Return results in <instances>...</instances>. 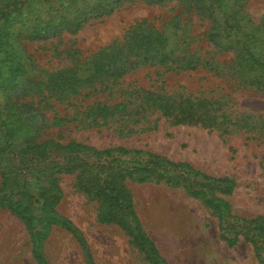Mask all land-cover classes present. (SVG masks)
<instances>
[{
    "label": "rangeland",
    "instance_id": "obj_1",
    "mask_svg": "<svg viewBox=\"0 0 264 264\" xmlns=\"http://www.w3.org/2000/svg\"><path fill=\"white\" fill-rule=\"evenodd\" d=\"M112 1L0 0V17L1 6L9 13L8 20L0 19V142L3 122L22 111L44 124L29 142L0 150V264H38L34 236L48 264H89V257L95 264H150L133 237L98 220L101 203L91 190L98 180L103 184L114 175L148 168L162 182L126 178L123 184L142 230L167 264H264V225L259 226L264 223V91L241 85L233 75L234 50L208 42L216 24L204 13L202 0ZM217 3L258 28L246 40L264 55V0ZM106 5L114 7L107 15L101 10ZM134 29L162 35L174 52L173 63L140 65L110 89L86 88L69 102L45 90L49 76L58 72L74 69L86 77L93 56L112 45L122 47ZM193 62L212 63L218 71L185 69ZM26 82L33 85L24 93ZM138 90L205 98L235 119L251 116L254 123L251 132L223 134L200 124L174 125L158 110H140L145 115L116 114L91 126L88 107L126 102L131 110L146 96H138ZM70 144L81 148L74 153L59 148ZM153 155L160 157L157 166ZM223 181L233 184L230 193ZM188 188L203 190L205 197L190 195ZM56 197L49 212L44 204ZM205 199L228 209H212ZM13 205H25L33 221ZM54 218L69 221L73 230ZM223 231L234 245L222 238Z\"/></svg>",
    "mask_w": 264,
    "mask_h": 264
},
{
    "label": "trees",
    "instance_id": "obj_2",
    "mask_svg": "<svg viewBox=\"0 0 264 264\" xmlns=\"http://www.w3.org/2000/svg\"><path fill=\"white\" fill-rule=\"evenodd\" d=\"M122 1L123 0H113L112 2L118 5ZM202 2L204 4L202 8H205L204 13L216 24L208 35V42L212 43L216 49L234 50L237 54V59L231 68L233 75L240 80L241 85L257 87L264 91V55L262 52L258 53L255 49L250 47L249 44H251V42L246 40L250 38L258 28L252 27L251 25H253V23H251V21H246L244 15H240L233 10L226 11L222 9V11L217 5L218 0H202ZM1 7L3 14L0 19L8 20V11L3 9V6ZM101 10L103 14L107 15L114 10V7L109 8L106 5L102 6ZM249 23L251 25H249ZM58 27H62L63 29L64 24L61 23ZM248 29L250 31H247ZM226 39H228V42H222ZM123 42L124 44L122 47L112 45L100 50L93 56L90 60V73L86 77H79L77 71L74 69L58 72L49 76L45 90L58 101L69 102L77 95H80L86 88L100 85L101 87H105V89H110L112 86H109V84L116 83L140 65L153 64L167 66L168 62L174 60L171 58L174 52L168 48L166 39L162 35L153 33L149 30H131L125 34ZM204 67L218 71V67L209 62L201 64L198 62L189 63L185 69L195 71ZM31 85H33L31 82L25 83L24 93L30 90ZM37 86L43 87L41 84H37ZM143 92H146V96H141ZM136 93L138 96H141L140 104L135 105L131 110L128 109L129 104L126 102H121L113 106H108L107 104L101 106L100 104L102 103H95L88 107L85 114L93 118L91 126L99 125L103 120L113 118L116 114L122 116L123 119L126 117L130 119L133 116L141 114L145 115V113H139L140 110L144 112L158 110L163 117L169 118L174 125L200 124L202 127L218 130L223 134H232L242 130L251 132L254 123H251V116L235 119L232 113L221 111L222 105H218L216 108L215 104L217 103L205 98L184 97L175 94L161 95L154 91L145 90H138ZM24 106L27 107V105ZM91 112L94 113L92 114ZM25 114V111H22L17 117L3 122V126H1V151L15 149L23 139L29 142V139L44 127L43 123L40 124L33 121V119L37 117L33 115V112L28 113L26 116ZM59 148L72 150V153H74L75 150L81 147L79 144H70L66 147L59 146ZM153 159L157 161L154 165L157 166L160 164V157L153 155ZM182 167L186 169L189 166L183 165ZM79 168L82 167L79 166ZM73 170L74 169L70 171ZM138 172L139 170L133 169L127 171V173L114 175L110 181H106L103 184L100 183V180L93 183V188L91 190L94 192L92 193L91 190L90 192L101 203L98 220L103 224H116L128 235L133 237L135 245L146 254L150 264H167L160 256L155 243L142 230L140 221L133 209L131 193H129L123 184L126 178L133 179L139 183L151 182L153 180L160 183L163 177L152 168L145 169L141 171L142 173ZM194 174L196 176L198 175L197 172H194ZM165 182L169 185L180 184L178 179H165ZM223 182L226 183V192L230 193L233 189V184L228 181ZM207 186H209V184ZM213 186L216 187L214 183ZM188 193L195 197H205L204 191L200 189L193 190L188 188ZM58 199L59 197H56L54 201H47L44 204L49 212L50 210L53 212V208ZM205 203L215 210L228 209L226 203L216 200L205 199ZM12 208L16 212L22 214L27 222L33 221V218L28 215L29 209L25 205L21 208L19 205H13ZM53 221L69 231L73 230L71 223L65 219L54 218ZM263 225L264 223L261 221L259 226ZM227 230L226 228L225 231ZM222 238L230 242L231 245H234L236 242V240L228 239L224 231ZM80 241L83 242L82 239H80ZM34 243V255L37 263L48 264L40 251L39 237L34 236ZM252 243L256 245V242L254 243V241H252ZM258 256L261 258L260 255ZM89 264H95L91 257H89Z\"/></svg>",
    "mask_w": 264,
    "mask_h": 264
}]
</instances>
